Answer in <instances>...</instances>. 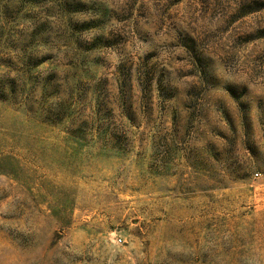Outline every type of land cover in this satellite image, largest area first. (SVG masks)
Here are the masks:
<instances>
[{
  "label": "rangeland",
  "instance_id": "rangeland-1",
  "mask_svg": "<svg viewBox=\"0 0 264 264\" xmlns=\"http://www.w3.org/2000/svg\"><path fill=\"white\" fill-rule=\"evenodd\" d=\"M0 28V264H264V0H0Z\"/></svg>",
  "mask_w": 264,
  "mask_h": 264
},
{
  "label": "trees",
  "instance_id": "trees-1",
  "mask_svg": "<svg viewBox=\"0 0 264 264\" xmlns=\"http://www.w3.org/2000/svg\"><path fill=\"white\" fill-rule=\"evenodd\" d=\"M26 1L31 2L32 0ZM2 37V31L0 30V43L2 42ZM99 41H102V39ZM93 45L94 46L90 49L100 48L102 43L96 41V44ZM8 50H10V48H6L0 44V66L7 67L9 69V72L6 75H0V99L2 100L8 99V96H12V94L16 91L14 78H11L12 73L16 71L18 75H21L20 69L16 68L15 66L16 64L14 62L13 55L6 52ZM18 59L24 67L30 66V56L28 55L26 49L23 50V55H21ZM37 65H40V63ZM22 82L23 84L27 85V80L23 79Z\"/></svg>",
  "mask_w": 264,
  "mask_h": 264
},
{
  "label": "built area",
  "instance_id": "built-area-1",
  "mask_svg": "<svg viewBox=\"0 0 264 264\" xmlns=\"http://www.w3.org/2000/svg\"><path fill=\"white\" fill-rule=\"evenodd\" d=\"M123 239L122 238H119L118 239V242L122 243Z\"/></svg>",
  "mask_w": 264,
  "mask_h": 264
}]
</instances>
